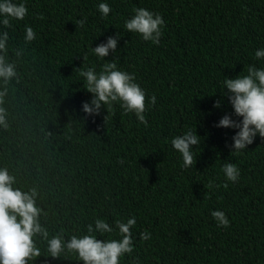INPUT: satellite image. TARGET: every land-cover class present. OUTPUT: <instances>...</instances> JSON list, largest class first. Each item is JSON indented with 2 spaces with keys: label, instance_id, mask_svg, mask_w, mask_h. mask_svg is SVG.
<instances>
[{
  "label": "trees",
  "instance_id": "obj_1",
  "mask_svg": "<svg viewBox=\"0 0 264 264\" xmlns=\"http://www.w3.org/2000/svg\"><path fill=\"white\" fill-rule=\"evenodd\" d=\"M16 2L26 4L28 15L7 29L9 48L26 51L18 66L23 79L9 96L11 127L0 129V167L24 186L39 184L50 235L63 229L67 239L86 234L96 218L114 227L117 219L135 216V250L121 264L134 257L140 264H264V140L257 135L247 149L232 154L227 145L236 130L215 127L226 114L238 119L220 94L224 78L246 74L252 64L264 68V59L255 58L264 48V0ZM101 2L112 9L106 18L98 11ZM135 8L163 17L159 45L125 29ZM85 17L77 29L75 22ZM26 26L36 33L27 44ZM118 32L117 52L105 60L116 59L149 98L155 94L147 125L118 102L106 124V108L82 121V104L93 97L74 69L84 65L99 73L105 60L92 48ZM189 129L200 143L192 149L196 165L185 169L171 140ZM48 131L54 135L47 137ZM225 161L240 169L238 182L226 180ZM215 210L226 214L230 227L217 226ZM143 231L150 240H140ZM40 247L43 253L45 245ZM30 264L82 262L70 254Z\"/></svg>",
  "mask_w": 264,
  "mask_h": 264
},
{
  "label": "clouds",
  "instance_id": "obj_2",
  "mask_svg": "<svg viewBox=\"0 0 264 264\" xmlns=\"http://www.w3.org/2000/svg\"><path fill=\"white\" fill-rule=\"evenodd\" d=\"M98 11L107 17L112 9L106 2L98 4ZM134 15L125 21V29L130 33H137L146 42L159 45L162 37V28L165 25L163 17L145 8H135ZM28 15V8L23 2L16 0H0V129L8 130L13 119L9 111L10 92H15L14 85L23 79L18 71L19 63L25 49L9 48V32L13 27L12 21H23ZM43 19V16L38 17ZM87 17L75 22L77 29L83 28ZM24 41L30 43L36 39V33L31 26H26ZM120 33L109 36L107 42L92 48V52L105 60L110 53H116ZM127 46V45H126ZM10 52L11 56L10 57ZM257 60L264 59V48L255 51ZM86 62L87 56L83 57ZM235 78L225 77L222 85V97H227L234 114L238 119H233L231 114L222 116L215 125L217 128L234 129L236 134L232 137L233 143L227 145L233 149L232 154H240L252 145L257 137L264 140V68L255 64L244 68L242 73ZM86 81L84 88L92 94L90 102L82 104V111L86 114L82 121L88 117L101 114L102 108L111 112L114 102H118L124 112L134 113L140 123L147 125L145 113L149 104L155 106L157 98L153 94L150 98L145 90L136 82L134 74L119 70L116 59L106 61L101 66L99 73L95 67L74 69ZM214 107L219 109L221 101H216ZM70 124V123H69ZM52 132L47 137H52ZM46 137V139H47ZM70 139V137H65ZM200 143L197 132L189 129L182 135L171 140L174 150L181 154L183 167L191 168L197 163L192 149ZM123 163V161H121ZM222 172L226 180L232 183L239 181L240 169L233 163L225 161ZM209 188L210 185H205ZM225 188L228 187L226 183ZM205 198H210L207 193ZM43 199L39 184L31 186L22 185L17 176L8 167H0V264H30L40 257L60 260L75 254L82 264H121V258L134 252V239L132 229L136 225V217L132 216L126 221L117 219L115 226L110 225L105 219L96 218L94 223L87 225L86 234H72L65 238L61 229L55 234L49 233L47 227L48 211L38 201ZM211 216L218 227H230V221L223 211L215 210ZM105 234L116 233L119 238L99 239ZM151 239V233H140L141 241ZM40 244H44L42 253ZM130 264H140L139 258L134 257Z\"/></svg>",
  "mask_w": 264,
  "mask_h": 264
}]
</instances>
